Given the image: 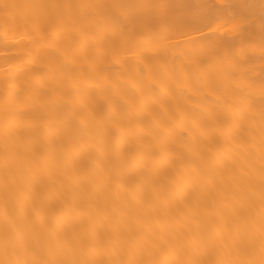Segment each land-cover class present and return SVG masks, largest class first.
Segmentation results:
<instances>
[{
	"label": "bare ground",
	"instance_id": "bare-ground-1",
	"mask_svg": "<svg viewBox=\"0 0 264 264\" xmlns=\"http://www.w3.org/2000/svg\"><path fill=\"white\" fill-rule=\"evenodd\" d=\"M0 264H264V0H0Z\"/></svg>",
	"mask_w": 264,
	"mask_h": 264
}]
</instances>
